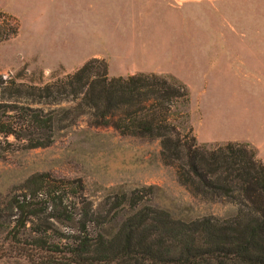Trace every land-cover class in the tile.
I'll list each match as a JSON object with an SVG mask.
<instances>
[{"label": "rangeland", "instance_id": "374dc122", "mask_svg": "<svg viewBox=\"0 0 264 264\" xmlns=\"http://www.w3.org/2000/svg\"><path fill=\"white\" fill-rule=\"evenodd\" d=\"M0 9L18 26L0 41V121L17 135L0 133V222L11 221L4 204L35 173L79 178L95 203L106 189L155 186L153 204L182 220L236 211L182 185L158 139L121 135L78 100L52 102L30 87L90 57H105L110 77L150 67L188 91L172 115L182 136L191 126L199 145L247 143L264 163V0H0ZM22 108L54 112L55 131L31 133Z\"/></svg>", "mask_w": 264, "mask_h": 264}, {"label": "trees", "instance_id": "16d2710c", "mask_svg": "<svg viewBox=\"0 0 264 264\" xmlns=\"http://www.w3.org/2000/svg\"><path fill=\"white\" fill-rule=\"evenodd\" d=\"M17 30L0 9V41ZM30 89L52 102L78 100L100 124L121 135L158 139L163 163L176 167L182 185L195 196L225 199L236 211L225 218L182 220L153 204L155 186L106 189L95 203L79 178L35 173L4 204L12 219L0 222V259L26 264H264V163L247 143L199 145L191 126L183 127L182 136L172 115L176 104H188L189 95L175 77H110L104 59L90 58L64 78ZM22 112L31 133L55 131L54 112ZM0 133L17 136L1 121Z\"/></svg>", "mask_w": 264, "mask_h": 264}, {"label": "crops", "instance_id": "0c3cea01", "mask_svg": "<svg viewBox=\"0 0 264 264\" xmlns=\"http://www.w3.org/2000/svg\"><path fill=\"white\" fill-rule=\"evenodd\" d=\"M90 58L105 59V57H102V56L90 57ZM90 58H88V59H90ZM88 59H86V60H88ZM135 68H137V69L136 70H133L134 68H132L131 72H127L125 75L127 76V75L138 74L139 72H141V73H144V72H150V73L151 72H156V71L152 70L150 67H146V66H143V67H135ZM141 68H143V69H141ZM108 69H109V64H108Z\"/></svg>", "mask_w": 264, "mask_h": 264}]
</instances>
